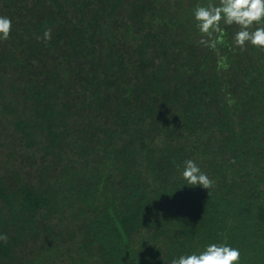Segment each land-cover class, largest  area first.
<instances>
[{
	"label": "trees",
	"instance_id": "obj_1",
	"mask_svg": "<svg viewBox=\"0 0 264 264\" xmlns=\"http://www.w3.org/2000/svg\"><path fill=\"white\" fill-rule=\"evenodd\" d=\"M208 2L0 0V264H264V50L200 45Z\"/></svg>",
	"mask_w": 264,
	"mask_h": 264
},
{
	"label": "clouds",
	"instance_id": "obj_2",
	"mask_svg": "<svg viewBox=\"0 0 264 264\" xmlns=\"http://www.w3.org/2000/svg\"><path fill=\"white\" fill-rule=\"evenodd\" d=\"M195 27L200 33L198 43L204 47L217 50L218 44L224 43L227 26L236 25L238 31L233 36L234 45L244 50L246 44L264 50V0H209L206 5L197 4L193 9ZM256 25L255 28L253 26ZM12 29L10 18L0 16V41L8 40ZM45 41L51 39V30L43 34ZM181 178L189 186H201L209 190L213 181L201 171L192 159L184 161ZM7 235L0 234V241L7 242ZM240 250L226 243H210L198 253L180 255L170 264H238Z\"/></svg>",
	"mask_w": 264,
	"mask_h": 264
}]
</instances>
